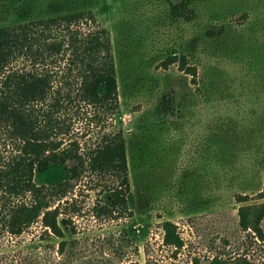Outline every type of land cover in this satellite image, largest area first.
<instances>
[{"label": "rangeland", "instance_id": "rangeland-1", "mask_svg": "<svg viewBox=\"0 0 264 264\" xmlns=\"http://www.w3.org/2000/svg\"><path fill=\"white\" fill-rule=\"evenodd\" d=\"M181 1L0 0V26L90 9L107 28L130 180L129 211L108 218L93 213L107 202L104 182L84 178L67 197L78 211L64 254L37 222L3 236L0 264H208L240 255L264 264V241L238 216L241 205L264 202V0H192V20L171 16L170 3ZM170 91L173 111L163 115ZM2 135L0 152L9 154L13 141ZM67 176L56 165L34 180L53 186ZM164 221L177 226L181 248L164 244Z\"/></svg>", "mask_w": 264, "mask_h": 264}, {"label": "trees", "instance_id": "trees-1", "mask_svg": "<svg viewBox=\"0 0 264 264\" xmlns=\"http://www.w3.org/2000/svg\"><path fill=\"white\" fill-rule=\"evenodd\" d=\"M170 13L186 20L196 16L192 0L170 3ZM173 101L172 91L165 93L158 111L172 113ZM119 111L110 34L92 10L0 26V139L7 133L13 141L9 154L0 152V243L5 234L20 236L41 222L60 239L63 255L75 241L67 234H76L71 212L78 211L76 200L67 197L88 176L104 182L108 193L107 202L93 207L96 217L129 211L127 142L114 121ZM56 165L67 178L53 186L35 183L36 173ZM238 216L242 230L264 241V202L241 205ZM162 228L165 245L183 246L173 222L164 221ZM208 264L251 263L240 255L215 256Z\"/></svg>", "mask_w": 264, "mask_h": 264}]
</instances>
